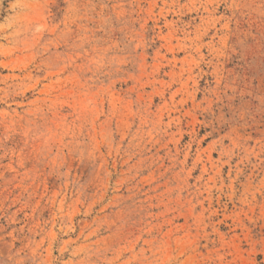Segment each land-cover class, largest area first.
Segmentation results:
<instances>
[{
    "label": "rangeland",
    "instance_id": "374dc122",
    "mask_svg": "<svg viewBox=\"0 0 264 264\" xmlns=\"http://www.w3.org/2000/svg\"><path fill=\"white\" fill-rule=\"evenodd\" d=\"M0 264H264V0H0Z\"/></svg>",
    "mask_w": 264,
    "mask_h": 264
}]
</instances>
